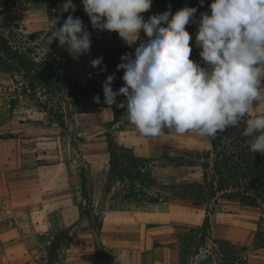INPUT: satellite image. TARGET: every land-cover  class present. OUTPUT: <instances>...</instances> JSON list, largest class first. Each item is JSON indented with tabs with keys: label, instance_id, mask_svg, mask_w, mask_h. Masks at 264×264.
I'll list each match as a JSON object with an SVG mask.
<instances>
[{
	"label": "rangeland",
	"instance_id": "1",
	"mask_svg": "<svg viewBox=\"0 0 264 264\" xmlns=\"http://www.w3.org/2000/svg\"><path fill=\"white\" fill-rule=\"evenodd\" d=\"M65 2L66 0H40L30 5L19 2L9 10L7 0H0V33L5 37H12V46L26 48L34 63L32 72L20 68L11 71L0 68V124L5 126L3 136H8L12 131L8 127L17 126L18 123H33L44 127L43 133L51 138L49 148L58 150L49 160L59 159L62 152L63 158L69 161L65 166L77 168L81 165L85 184H88L87 196L94 203L92 207H88L89 213L96 207L105 211L110 204L120 209H126L128 204L140 207L151 203V197L159 202H177L179 192L169 193L166 198H161L158 194H163L164 186L187 179L191 169L185 167L180 170L179 166L167 164L170 158L183 153L203 152L209 147V138H200L194 133L178 135L174 130L167 129L158 137L145 138L128 121L124 109L104 104L103 83L107 76L115 75L112 87L118 91L124 85V73L117 70V65L121 62L115 63L112 70L107 67V72L93 68L90 61L101 57L94 50L93 42L115 41L119 43L115 48L129 52L132 47L127 46L118 33L94 29L83 9L82 0H73L76 5L74 13L60 11ZM211 2L212 0H204L201 5L200 0H153L150 11L142 15L147 20L151 15L162 14L169 9L174 14L189 6L198 8L196 17L199 19L202 12L210 11ZM68 15L82 19L91 33L90 53L80 56L78 60L73 59L66 48H61L58 40L49 38L53 22L61 26ZM187 28L193 36L191 43L194 55L200 58V49L195 47L198 25L193 23ZM97 95L100 96V103L94 100ZM118 98L120 102L126 99L124 96ZM257 111L264 112V89L261 100L254 105V112ZM115 147L133 149L135 155L148 160L151 173L159 184L151 188L137 183V195L131 196L128 195L130 191H124V188H130V181L123 177L116 178L114 182L108 181ZM30 152H34V147ZM200 175L201 172L196 170L195 177ZM190 202L194 203L193 200ZM197 206L203 211L207 221L200 237L193 238V246L196 248L212 238L210 233L215 218H222L229 213L238 215L235 223L247 229L249 238L244 243L220 241L217 250L241 252L248 247H264V204L260 208H254L222 199L215 208L213 206V212L206 204ZM100 224L98 220L94 226Z\"/></svg>",
	"mask_w": 264,
	"mask_h": 264
},
{
	"label": "clouds",
	"instance_id": "2",
	"mask_svg": "<svg viewBox=\"0 0 264 264\" xmlns=\"http://www.w3.org/2000/svg\"><path fill=\"white\" fill-rule=\"evenodd\" d=\"M82 4L94 29L118 33L135 49L117 65L124 85L113 89L114 74L104 81L103 103L124 109L139 135L155 138L167 129L215 139L243 121L250 151L264 154V112H254L264 89V0H212L210 11L199 19L197 7L185 6L146 20L142 14L150 11L153 0ZM60 11L74 13L76 5L66 0ZM193 23L198 25L199 61L191 58L193 36L187 26ZM52 26L49 38L58 40L73 59L90 53L91 33L82 19L68 15L61 26ZM90 64L107 72L103 57ZM119 96L125 101L117 103ZM94 100L100 103V96Z\"/></svg>",
	"mask_w": 264,
	"mask_h": 264
},
{
	"label": "crops",
	"instance_id": "3",
	"mask_svg": "<svg viewBox=\"0 0 264 264\" xmlns=\"http://www.w3.org/2000/svg\"><path fill=\"white\" fill-rule=\"evenodd\" d=\"M4 128L0 124V264H264V247L217 250L220 241H248L237 214L215 218L213 239L193 246L207 218L190 200L126 209L110 204L89 213L94 203L81 165L65 166L62 152L49 160L58 150L49 148L44 127L18 123L5 137Z\"/></svg>",
	"mask_w": 264,
	"mask_h": 264
},
{
	"label": "trees",
	"instance_id": "4",
	"mask_svg": "<svg viewBox=\"0 0 264 264\" xmlns=\"http://www.w3.org/2000/svg\"><path fill=\"white\" fill-rule=\"evenodd\" d=\"M39 1L7 0V5L11 10L19 2L30 5ZM11 39V36L5 37L0 33V68L7 71L20 68L32 72L34 63L28 56L29 52L26 48L12 46ZM93 43L94 50L104 58V63L110 70L115 63L121 62L122 55H134L135 51L134 47L131 52L115 48L114 46L119 44L115 41ZM197 57L192 51L191 58L198 61L200 58ZM102 95L104 96V92ZM117 101L120 102V99L117 98ZM245 127L242 121L239 127H231L224 133H219L215 139L209 138V147L201 153H183L170 158L167 165L188 167L191 169L190 176L181 183L164 186L163 194L158 196L166 198L169 193L179 192V200H193L195 205L206 204L211 212L214 211L213 206L215 208L222 199L237 202L242 206L260 208L264 204V154L250 151V138L243 135ZM113 149L115 155L110 165L109 181L114 182L118 177L130 181V188H124V191H130L128 195L131 196L137 195V183L146 184L151 188L159 184L151 173L148 160L138 157L130 148ZM196 170L201 172L198 177H195ZM128 195L126 194L127 198ZM149 199L151 202H159L155 197Z\"/></svg>",
	"mask_w": 264,
	"mask_h": 264
}]
</instances>
